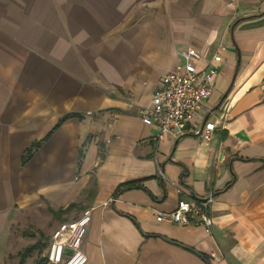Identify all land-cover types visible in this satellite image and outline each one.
Masks as SVG:
<instances>
[{
    "label": "crops",
    "instance_id": "obj_1",
    "mask_svg": "<svg viewBox=\"0 0 264 264\" xmlns=\"http://www.w3.org/2000/svg\"><path fill=\"white\" fill-rule=\"evenodd\" d=\"M189 45L211 94L155 142L140 111ZM208 190L210 232L155 220ZM39 203L91 208L85 264H264V0H0V264Z\"/></svg>",
    "mask_w": 264,
    "mask_h": 264
},
{
    "label": "built area",
    "instance_id": "obj_2",
    "mask_svg": "<svg viewBox=\"0 0 264 264\" xmlns=\"http://www.w3.org/2000/svg\"><path fill=\"white\" fill-rule=\"evenodd\" d=\"M224 46L219 45V51ZM175 67L161 77L160 83L151 95L148 105L141 112L145 125H154L157 132L152 139H177L182 136L193 115L202 108V103L212 91L213 78L217 73L211 61L198 69L195 62L201 58L200 49L189 45L178 53ZM219 113L212 121H205L195 131L202 140L211 139L214 130L224 128V121L231 110L230 99L221 101ZM159 175L163 176L159 170ZM213 192L208 190L200 197H185L177 200L173 209L158 212V222L180 225L199 224L206 232L211 231V204ZM91 220V208H86L74 219L60 221L51 231L45 250L46 264H85L87 256L83 250V240ZM70 250V254L66 252ZM210 257L219 259L211 252Z\"/></svg>",
    "mask_w": 264,
    "mask_h": 264
},
{
    "label": "rangeland",
    "instance_id": "obj_3",
    "mask_svg": "<svg viewBox=\"0 0 264 264\" xmlns=\"http://www.w3.org/2000/svg\"><path fill=\"white\" fill-rule=\"evenodd\" d=\"M48 204L21 211L11 227L7 264H46V246L51 231L62 221L60 212Z\"/></svg>",
    "mask_w": 264,
    "mask_h": 264
},
{
    "label": "trees",
    "instance_id": "obj_4",
    "mask_svg": "<svg viewBox=\"0 0 264 264\" xmlns=\"http://www.w3.org/2000/svg\"><path fill=\"white\" fill-rule=\"evenodd\" d=\"M134 186H135V184L132 183V182H129V183L123 184V185L119 186V187L116 189V194H117L119 191H121V190H124V189L130 188V187H134ZM56 212H61V210H60V209H59V210H56ZM42 260L45 261V257H44ZM36 264H38V263H36Z\"/></svg>",
    "mask_w": 264,
    "mask_h": 264
},
{
    "label": "water",
    "instance_id": "obj_5",
    "mask_svg": "<svg viewBox=\"0 0 264 264\" xmlns=\"http://www.w3.org/2000/svg\"><path fill=\"white\" fill-rule=\"evenodd\" d=\"M66 252L68 253V254H70L71 252H70V250H66Z\"/></svg>",
    "mask_w": 264,
    "mask_h": 264
}]
</instances>
